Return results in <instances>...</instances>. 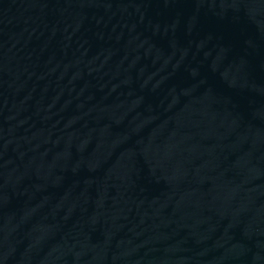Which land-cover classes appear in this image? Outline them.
Instances as JSON below:
<instances>
[{
	"label": "water",
	"instance_id": "1",
	"mask_svg": "<svg viewBox=\"0 0 264 264\" xmlns=\"http://www.w3.org/2000/svg\"><path fill=\"white\" fill-rule=\"evenodd\" d=\"M0 264H264V0H0Z\"/></svg>",
	"mask_w": 264,
	"mask_h": 264
}]
</instances>
